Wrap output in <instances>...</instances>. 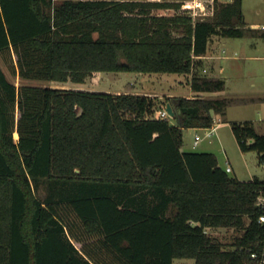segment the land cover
Listing matches in <instances>:
<instances>
[{"label":"trees","instance_id":"16d2710c","mask_svg":"<svg viewBox=\"0 0 264 264\" xmlns=\"http://www.w3.org/2000/svg\"><path fill=\"white\" fill-rule=\"evenodd\" d=\"M173 0H0V54L18 74L83 83L97 72L189 75L193 97L17 87L0 66V264H256L264 178L241 180L183 132L242 102L207 98L225 80L198 71L213 35L244 37L242 0L194 20ZM173 10L163 14L160 10ZM15 72V69H13ZM175 111L154 118L162 105ZM16 109L20 116L15 119ZM222 119V118H221ZM264 165V134L232 121ZM210 228H234L230 243ZM74 242H80L78 248Z\"/></svg>","mask_w":264,"mask_h":264},{"label":"rangeland","instance_id":"374dc122","mask_svg":"<svg viewBox=\"0 0 264 264\" xmlns=\"http://www.w3.org/2000/svg\"><path fill=\"white\" fill-rule=\"evenodd\" d=\"M58 1V0H56ZM244 14L248 24L252 21L264 24V0H243ZM160 13L168 14L172 10H160ZM215 52L220 55L215 61V73L219 77L226 78L223 96L250 98L255 97L254 91L264 89V38L260 36L245 37H216ZM257 43L256 45H253ZM257 55L259 59L254 57ZM17 55L7 57V61L0 54V66L7 78L17 87L22 85L51 86L64 88H86L92 91H108L124 89L127 85L135 84L137 90H144L150 93H159L163 98L166 94H180L186 97L193 96L188 85L187 74L177 73H141L134 71L120 72H97L87 77L83 83L47 81L36 78H23L18 74ZM220 68H222L221 72ZM15 69V72L14 70ZM132 83V84H131ZM120 86V87H119ZM215 93H206L204 97L218 98ZM220 95V93H216ZM262 101H254L246 104H234L227 108L225 117L214 116L213 126L215 130L212 135L206 136L209 127H190L183 132V150L186 151H207L213 152L218 159V164L225 168L226 160H230L234 171L229 175L238 174L241 180L251 179L254 174L264 177L263 165L258 162L255 151L243 152L240 150L237 140L232 132L230 123L236 119L257 118V108L263 107ZM20 116L16 109L15 119ZM222 118V119H221ZM172 124L176 123L173 117L169 118ZM259 130H264L257 124ZM195 134L200 140L194 145ZM253 174V175H252ZM208 233L223 243H230L238 234L234 228H210ZM173 264H194L190 258H175Z\"/></svg>","mask_w":264,"mask_h":264},{"label":"crops","instance_id":"0c3cea01","mask_svg":"<svg viewBox=\"0 0 264 264\" xmlns=\"http://www.w3.org/2000/svg\"><path fill=\"white\" fill-rule=\"evenodd\" d=\"M242 10H243V14H244V2H243V0H242ZM244 20L246 22L245 14H244ZM246 25H247V27H250V28L254 29L252 35H249V36H260V37L264 38V28L262 26H260V24L258 22L252 21L250 24H248L246 22ZM216 37H219V35H213L210 38V40L208 41V45H207V49H206L205 54L200 55V56H197L196 59H198L200 61V64H199V66L197 68L198 71L203 72V69H206V71L203 72V73L209 72V73H212L214 75L219 76L218 74L215 73V64H216L215 61L220 56V55L216 54V52H215V44L217 42L216 41L217 40ZM256 44L257 43H254L253 45H256ZM254 57H256L257 59H259V57L257 55H254ZM261 59H264V56H262ZM221 70H222V68H220V71L219 72H221ZM223 79L226 80V78H223ZM225 83H226V81H225ZM134 85L135 84L127 85L124 89H120L119 88L118 90H114V91L111 90L110 92H118V93L119 92H127V93L147 94V95H150V96H159V97H161V94H159V93H150V92H147V91H144V90H137V88H135ZM188 85H189V83H188ZM189 87H190V85H189ZM80 89H83V88H80ZM84 89L87 90L86 88H84ZM222 91H219V92H204V93H202V95L205 96L206 93H215V94H213V95H215V97H219V98L220 97H227V96H223L222 95ZM192 93L194 94L193 91H192ZM216 93H220V95H218ZM254 94H256V96L255 97H250V98H239V97L237 98V97H233V98L242 100V102L233 103L231 105H234V104H246V103H250V102H254V101H262V103L264 104V89L256 90V91H254ZM166 95L167 96H174V95H180V94H166ZM182 96H185V95H182ZM191 97H193V96H191ZM162 106H164V105H162ZM229 106H227L225 108L224 114L221 117H225L227 108ZM256 113H257V116H258L257 118H243V119H236V120H233V121H245V120H249V121H251L253 123V126H254L255 130L258 133L264 134V130H259V128L257 126V124H259L260 126L262 124V128H264V106L261 107V108H257ZM213 115L215 116L216 114H213ZM256 156L258 158V154ZM226 161L229 163V165L231 167V171H234V166L231 164V161L230 160H226ZM263 168H264V165H263ZM235 176H237L239 178V176H238L237 173H235ZM255 176H257V174H254L252 176V178L255 177ZM257 177L264 178V177H260V176H257ZM74 243H75V245L78 248L81 247V243L80 242H74Z\"/></svg>","mask_w":264,"mask_h":264},{"label":"built area","instance_id":"2783aa9c","mask_svg":"<svg viewBox=\"0 0 264 264\" xmlns=\"http://www.w3.org/2000/svg\"><path fill=\"white\" fill-rule=\"evenodd\" d=\"M173 1H180L185 4V6L181 9L182 12L190 15L194 20L197 19H205L213 13L214 10V3L216 0H173ZM221 1H229V0H221ZM172 12H174L172 10ZM171 12V13H172ZM264 28V25L262 26ZM206 69H203L205 72ZM154 118L158 119H169L170 116L167 112L165 105L158 108L154 114ZM215 127L212 125L209 127V130L206 131V136H210L213 134ZM200 137L198 134H195L194 145L198 143ZM226 171H231V167L228 162H226ZM258 204L264 207V199H259ZM259 221L264 222V214L259 216ZM251 258L256 260V264H264V243L259 252L253 251L251 252Z\"/></svg>","mask_w":264,"mask_h":264},{"label":"water","instance_id":"95a60500","mask_svg":"<svg viewBox=\"0 0 264 264\" xmlns=\"http://www.w3.org/2000/svg\"><path fill=\"white\" fill-rule=\"evenodd\" d=\"M165 108H166V110H167V112L169 113L170 116L173 117L175 115V111H174L173 107L171 106V104L167 103L165 105Z\"/></svg>","mask_w":264,"mask_h":264}]
</instances>
